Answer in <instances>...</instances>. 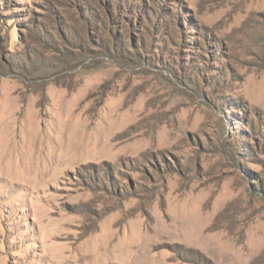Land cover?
<instances>
[{
    "label": "rangeland",
    "instance_id": "obj_1",
    "mask_svg": "<svg viewBox=\"0 0 264 264\" xmlns=\"http://www.w3.org/2000/svg\"><path fill=\"white\" fill-rule=\"evenodd\" d=\"M0 264H264V0H0Z\"/></svg>",
    "mask_w": 264,
    "mask_h": 264
}]
</instances>
